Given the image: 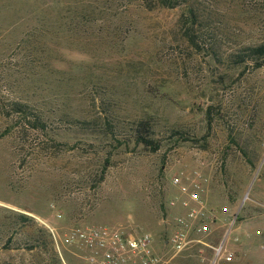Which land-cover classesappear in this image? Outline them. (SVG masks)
I'll list each match as a JSON object with an SVG mask.
<instances>
[{"label": "rangeland", "instance_id": "374dc122", "mask_svg": "<svg viewBox=\"0 0 264 264\" xmlns=\"http://www.w3.org/2000/svg\"><path fill=\"white\" fill-rule=\"evenodd\" d=\"M179 2L0 0V264H49L46 234L33 248L46 224L149 231L165 251L181 172L207 179L209 243L236 215L224 264H264V65L233 62L264 42V0ZM140 121L157 150L135 140ZM53 247L62 264H92Z\"/></svg>", "mask_w": 264, "mask_h": 264}, {"label": "built area", "instance_id": "2783aa9c", "mask_svg": "<svg viewBox=\"0 0 264 264\" xmlns=\"http://www.w3.org/2000/svg\"><path fill=\"white\" fill-rule=\"evenodd\" d=\"M171 182L180 194L173 197L169 205L183 210L176 212L167 221L171 231L163 243L165 251L156 249L153 235L149 231L134 232L108 224H76L58 232L45 223L55 247L57 250L60 246L76 247L81 251L79 256L92 264H169L175 256L200 245L212 249L210 258L204 264L232 261L234 252L227 246L228 231L236 215L218 240L214 244L209 243V239L216 236L220 216L207 206L201 195L207 182L206 177L198 172L193 175L181 172L174 175ZM224 210L226 208H222ZM56 216L62 215L58 212Z\"/></svg>", "mask_w": 264, "mask_h": 264}, {"label": "trees", "instance_id": "16d2710c", "mask_svg": "<svg viewBox=\"0 0 264 264\" xmlns=\"http://www.w3.org/2000/svg\"><path fill=\"white\" fill-rule=\"evenodd\" d=\"M159 3L162 6H167V7H175L177 6L180 2L179 0H159ZM190 16H191V21L194 20V16L192 11L188 10ZM43 19V16L40 17V20ZM188 37L189 40L195 45L198 46V43L196 41V36L194 33H188ZM233 62L237 65H239L241 67V72L242 70H246V68H248V66H251L253 68H258L260 66L264 65V42L259 43L257 45L254 46H248L245 47L242 51H240L239 53H237L236 55H234V59ZM25 106L23 104L20 103H14V106L12 108V110L15 113H19V112H23L24 114H27L25 112ZM209 116V115H208ZM210 118V117H209ZM31 124L33 126H44V124L38 120L37 118L34 119ZM139 133L136 135L135 140L138 143H143L146 146H149L151 150L155 151L159 148L160 144L157 140L153 139L150 136V129L149 127H147V121H140L139 123ZM21 218H27L25 215H20ZM40 236L36 237L34 239V243H33V248L35 246H37L35 244L36 240L37 242L40 241V239L44 238V234H46V239L48 238L49 242L52 243V248H51V257H50V262L49 264H62L61 259L59 257V254L57 253V251H55L54 249V243H53V239L51 238V234L49 232H47V230H43L40 229ZM43 234V235H42Z\"/></svg>", "mask_w": 264, "mask_h": 264}]
</instances>
